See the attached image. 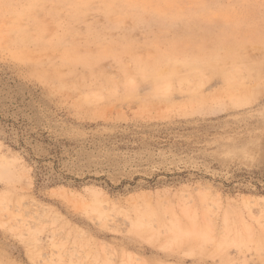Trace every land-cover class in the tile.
<instances>
[{
	"label": "rangeland",
	"instance_id": "374dc122",
	"mask_svg": "<svg viewBox=\"0 0 264 264\" xmlns=\"http://www.w3.org/2000/svg\"><path fill=\"white\" fill-rule=\"evenodd\" d=\"M0 264H264V0H0Z\"/></svg>",
	"mask_w": 264,
	"mask_h": 264
},
{
	"label": "bare ground",
	"instance_id": "6f19581e",
	"mask_svg": "<svg viewBox=\"0 0 264 264\" xmlns=\"http://www.w3.org/2000/svg\"><path fill=\"white\" fill-rule=\"evenodd\" d=\"M205 7V6H204ZM205 9H206V7H205ZM209 9V8H208ZM201 10V9H200ZM196 11V10H195ZM202 11V10H201ZM208 11V10H207ZM182 13V12H181ZM202 13V12H201ZM190 14V13H189ZM209 14V13H208ZM197 15V14H196ZM185 16V15H184ZM171 17H173V16H171ZM177 16H176V14H175V18H176ZM202 17V16H201ZM203 18V17H202ZM230 58V57H229ZM138 60V59H137ZM227 60V59H226ZM231 61H233L232 59H231ZM168 70V69H167ZM157 73H158V71H157ZM166 73V72H165ZM168 73V72H167ZM160 76V75H159ZM162 77V76H161ZM161 77H158V78H161ZM163 78H166V76H164ZM160 83V82H159Z\"/></svg>",
	"mask_w": 264,
	"mask_h": 264
}]
</instances>
